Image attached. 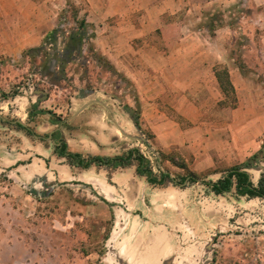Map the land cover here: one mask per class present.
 Listing matches in <instances>:
<instances>
[{
    "label": "crops",
    "instance_id": "crops-1",
    "mask_svg": "<svg viewBox=\"0 0 264 264\" xmlns=\"http://www.w3.org/2000/svg\"><path fill=\"white\" fill-rule=\"evenodd\" d=\"M93 1L89 0L92 9H88V16L86 14L84 18L87 26L92 30V21L101 22L109 18L108 21L113 22V28L101 36L106 40L102 44L95 41V48L131 82L139 104V126L153 133L154 143L159 145L161 151L176 149L189 170L204 180L215 172H210V169L219 165L224 167L222 163L230 164L229 154L236 159L235 165H239L245 157L260 152L264 136V91L249 84L237 69L230 66L224 56L225 49H220V54L213 56L209 44L199 42V38L207 35L205 33L208 31L180 26L175 33L177 39L170 45L154 40L158 36L155 29H160L163 37L168 35L163 31L167 30L164 21L166 15L178 12L197 15L209 9L212 0ZM53 6L54 0H0V89L6 83L5 67L11 69L12 75V69L16 68L13 64L23 57H29L32 52H25L41 46L44 38L56 30ZM135 16H140L141 21L136 29L134 24L131 25ZM92 32L94 34V30ZM183 34L195 40L179 43ZM50 46L46 44L47 49ZM63 48L57 50L58 55L70 54ZM34 54L36 57L40 55ZM223 68L227 70L234 89L235 103L231 108L217 107L224 94L215 72ZM27 82V86L17 87L19 94L9 102L12 115L20 118L9 121L6 114L0 111V177L3 175L13 184L29 188L28 194L31 196H41L43 190L59 186L87 188L111 210L109 246L115 249L118 264H161L172 250L170 245L162 244L160 248L155 244L156 239L165 237L169 244L174 243L161 222L166 210L171 208L167 200L172 194L181 197L186 187L169 189L170 185H150L144 177L137 175L136 164L115 170L94 166L82 169L70 165L64 157L55 153V144L51 140L54 131L60 130L70 152L83 157H112L133 147L141 150L133 134L138 129L124 107L114 104L116 99L111 100L112 96L100 89L81 88L85 82L77 75L72 80L73 87L81 89V92L70 97L67 105L55 101L45 90H41L47 95L43 99L36 93L38 88L31 86L29 80ZM127 85L130 83L127 82ZM103 97L110 102L103 100ZM210 100L215 102L212 103L213 108L222 117L221 125H215L213 130L230 134L224 139L220 137L211 153L207 141L193 139V134L209 132L206 118H209ZM34 104L36 110L32 108ZM82 106L85 107L80 110ZM127 106L131 107L129 104ZM39 110L42 112L38 113ZM49 112L59 116L64 125L51 123ZM176 117L183 119H174ZM16 124L29 127L42 139L29 136ZM119 128L125 135L120 133ZM212 153H218L221 159L215 160L210 156ZM157 159L160 163V157ZM224 159L226 162H219ZM253 168L247 169V172L256 186L264 174L258 175L254 184L251 171L257 172ZM178 206L181 209L183 202L178 201ZM179 227L182 228V224ZM116 228L118 231H115ZM187 235L190 238L193 233L187 231ZM213 238L209 231L210 255L213 252ZM156 248L159 254L145 261L148 251ZM199 249L197 244H188L185 250L189 255L186 258L195 260Z\"/></svg>",
    "mask_w": 264,
    "mask_h": 264
},
{
    "label": "rangeland",
    "instance_id": "rangeland-1",
    "mask_svg": "<svg viewBox=\"0 0 264 264\" xmlns=\"http://www.w3.org/2000/svg\"><path fill=\"white\" fill-rule=\"evenodd\" d=\"M54 2L57 29V43L54 46L60 50L67 44L68 34L79 29V22L84 20L86 14L88 16V9H92V6L89 0ZM95 2L96 0L93 1ZM199 13L193 15L178 12L166 15L164 21L167 23V30L163 31L168 35L163 37L160 29H155L158 35L154 39L155 42L170 45L177 39L175 33L180 26L193 30L206 29L207 35L199 38V42L203 41L205 45L208 43L213 56L219 55L220 49H225L224 56L230 66L237 69L249 84L264 91V0H212L209 9ZM96 17L94 20H97ZM138 17L140 16H135L131 23L135 25V29L141 23ZM108 20L90 22L94 34L88 28L81 52L65 53L63 57H69V61L63 70L59 69L58 58L53 53L47 69L44 67L46 57L42 54L36 57L34 53L13 64L16 68L12 69V75L11 69L5 67L6 83L1 85L3 90L0 89V111L6 114L9 121L20 118L12 115L9 103L13 96L19 94L17 87L27 86L26 82L29 80L31 86L47 91L55 101L67 105L70 103V97L81 92V89L73 87L72 80L76 75L85 82L81 88L100 89L112 96L111 100L116 99L114 104L121 107L129 104L133 110L140 111L131 82L118 73L95 48V41L102 44L106 38L101 36L113 28V22ZM193 40L195 39L190 38L188 34H183L179 43H189ZM127 82L130 85H127ZM102 99L110 102L107 97ZM211 101L209 118H206L209 132L193 134V139L196 138L194 140L199 138L209 143V153L214 150L220 137L224 139L230 135L213 130L215 125H221L222 117L218 110L213 108L215 106L212 103L215 102ZM234 103V95L230 93L224 94L223 100L216 105L218 108H231ZM133 134L145 139L148 137L150 147L158 157L159 154H177V150L173 148L161 151L159 145L154 143V135L148 128L140 127V130ZM262 138L263 144L253 166L257 173L251 171L254 184L258 175L264 174V136ZM139 145L145 157L151 161L155 173L158 170L167 171L171 177L183 173L169 161L160 164L148 147L141 142ZM217 154L212 153L210 156L215 160L221 159ZM229 155L230 164L227 166L222 163L226 162L225 159L219 160L224 167L219 165L220 167L210 169V172H215L209 174L207 180L216 181L226 169L237 164L233 155ZM248 157H245L243 162ZM185 187L186 191H183L181 197L177 198L172 194L167 200L171 208L166 210L161 220L166 234L172 236L174 242L173 245L169 244L165 237L156 239L155 244L160 245V248L162 244L170 245L172 251L164 259H173L172 264H264V198L237 197L234 191L218 197L199 183ZM177 188L169 186V189ZM29 190L25 186L13 184L3 175L0 177V264L119 263L114 256L115 249L109 246L112 231L111 210L105 203L100 202L95 194L87 188L75 186L43 190L41 196H31L28 194ZM178 201L183 202L181 209L178 208ZM180 224L182 228L179 227ZM115 231H118V228ZM187 231L193 233L190 238ZM209 231L214 235L213 252L209 259L188 260L186 246L197 244L200 248L198 254L202 253L203 245L209 242ZM159 252L157 248L148 251L144 260L154 259Z\"/></svg>",
    "mask_w": 264,
    "mask_h": 264
},
{
    "label": "trees",
    "instance_id": "trees-1",
    "mask_svg": "<svg viewBox=\"0 0 264 264\" xmlns=\"http://www.w3.org/2000/svg\"><path fill=\"white\" fill-rule=\"evenodd\" d=\"M88 28L91 29L89 26H87L85 20H81L79 22V29L75 32H71L68 34V42L62 50L69 51L70 53H72V51L80 53L81 46L87 35L86 33ZM49 41L50 43H48ZM47 43L51 45L48 49L46 48ZM56 43L57 29L49 33V35L44 38L43 44L41 46L34 49H29L25 52V54H30L32 52L44 55L46 57L44 67L47 69L49 67L51 53H53V55L58 58L57 60L59 61V69L63 70L65 64L69 61V57L64 58L62 55L57 54V49L54 46ZM215 77L223 94H234L233 86L230 82L228 72L225 68L217 70L215 72ZM32 108L36 110L37 106L34 104ZM124 109L130 114L131 120L133 121L135 127L140 130L139 112L133 110L128 106H124ZM41 112L42 110L38 111V113ZM49 113L51 114V112ZM51 123L62 126L64 125L63 120L55 114H51ZM16 125L20 129H23L29 136H37L35 132L29 127H23L20 124ZM37 137L40 138L39 136ZM146 139L147 141L149 140L148 137ZM51 140L55 144V153L58 156L64 157L70 165L82 169H88L94 166L115 170L118 168H124L132 164H136L137 175L144 177L146 181L153 186L165 187L167 185H172L176 187H184L188 184L200 183L201 185L207 187V189L215 195H223L234 191L237 197H246L249 199L264 198V175H261L257 185L254 186L247 172V169L253 167L254 163L256 162L257 154L249 157L245 162L239 165L230 167L226 170L225 174L220 179L212 182L209 180H204L199 175L189 170L184 159L177 154H159L160 164H162L164 161H169L173 166L183 171L182 174H178L174 177H171L167 171L158 170V172L155 173L152 168L151 161L147 157H145V155L141 152L138 147L130 148L121 155H116L112 157H83L81 154L73 153L67 150L66 142L60 130H56L52 133ZM148 142L144 143L146 147L150 146Z\"/></svg>",
    "mask_w": 264,
    "mask_h": 264
},
{
    "label": "water",
    "instance_id": "water-1",
    "mask_svg": "<svg viewBox=\"0 0 264 264\" xmlns=\"http://www.w3.org/2000/svg\"><path fill=\"white\" fill-rule=\"evenodd\" d=\"M37 94H40L42 97H44L43 99H45L46 97H47V95L45 94V92L44 91H41V90H37V92H36ZM85 106H82L81 108H80V110L81 109H83ZM18 123H19V121H17ZM119 131H120V133L121 134H123V135H125L124 134V132L119 128ZM135 139L137 140V141H139V142H142V143H146V139L145 138H143L142 136L141 137H135ZM150 149V151L151 152H153L154 153V155L158 158V154L156 153V152H154V150L150 147L149 148ZM217 232H219V231H217ZM202 253H200V254H198L197 255V258L195 259V260H192V261H196V260H200V261H207L208 259H209V256H210V254H209V242H206L204 245H203V248H202ZM114 256L117 258L118 256H116V254H114ZM172 260L173 259H164L162 262H161V264H172ZM120 261H123V260H120ZM124 262V261H123ZM126 264H129V263H126ZM202 264V263H201Z\"/></svg>",
    "mask_w": 264,
    "mask_h": 264
},
{
    "label": "flooded vegetation",
    "instance_id": "flooded-vegetation-1",
    "mask_svg": "<svg viewBox=\"0 0 264 264\" xmlns=\"http://www.w3.org/2000/svg\"><path fill=\"white\" fill-rule=\"evenodd\" d=\"M147 140V139H146Z\"/></svg>",
    "mask_w": 264,
    "mask_h": 264
}]
</instances>
